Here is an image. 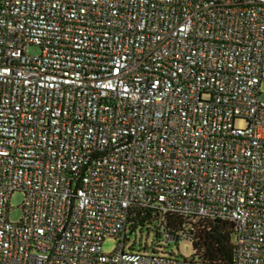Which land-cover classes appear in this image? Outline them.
<instances>
[{
    "label": "built area",
    "instance_id": "built-area-1",
    "mask_svg": "<svg viewBox=\"0 0 264 264\" xmlns=\"http://www.w3.org/2000/svg\"><path fill=\"white\" fill-rule=\"evenodd\" d=\"M263 81L264 0H0V264H219L126 250L133 207L264 264Z\"/></svg>",
    "mask_w": 264,
    "mask_h": 264
},
{
    "label": "trees",
    "instance_id": "trees-1",
    "mask_svg": "<svg viewBox=\"0 0 264 264\" xmlns=\"http://www.w3.org/2000/svg\"><path fill=\"white\" fill-rule=\"evenodd\" d=\"M181 223L180 217L163 215L156 209L133 207L129 213L127 231L142 233L145 230L146 241L140 240L137 251L156 254L166 244L161 234L162 227L172 229L180 226ZM234 234L235 225L232 222L223 220L201 222L196 229L195 241L192 242L191 257L219 264H233ZM150 235L153 238L148 243L147 239ZM135 246L136 242L133 241L130 250H135Z\"/></svg>",
    "mask_w": 264,
    "mask_h": 264
},
{
    "label": "rangeland",
    "instance_id": "rangeland-1",
    "mask_svg": "<svg viewBox=\"0 0 264 264\" xmlns=\"http://www.w3.org/2000/svg\"><path fill=\"white\" fill-rule=\"evenodd\" d=\"M30 52H37V48L31 47L29 49ZM260 92V101L264 103V81L260 84L259 88ZM24 195L20 191L14 192L10 197V210H9V219L12 222H17L22 217V209L20 205L23 201ZM152 236L150 235L147 239V242L150 243L152 240ZM140 240L146 241V231L144 230L142 233L140 232H126V250L130 249V245L133 241L136 242L135 250L139 248ZM121 241V237H107L103 242V250L105 253H112L118 242ZM162 253H170L172 252L177 257H190L193 254L192 242L190 240H182L178 244H164L160 249Z\"/></svg>",
    "mask_w": 264,
    "mask_h": 264
}]
</instances>
